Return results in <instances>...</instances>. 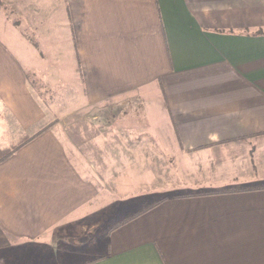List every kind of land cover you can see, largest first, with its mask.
Wrapping results in <instances>:
<instances>
[{"label":"crops","instance_id":"obj_1","mask_svg":"<svg viewBox=\"0 0 264 264\" xmlns=\"http://www.w3.org/2000/svg\"><path fill=\"white\" fill-rule=\"evenodd\" d=\"M21 1L0 0V264H264V190L192 196L264 185V0ZM70 56L89 103L140 92L167 124L92 167L51 120Z\"/></svg>","mask_w":264,"mask_h":264},{"label":"rangeland","instance_id":"obj_2","mask_svg":"<svg viewBox=\"0 0 264 264\" xmlns=\"http://www.w3.org/2000/svg\"><path fill=\"white\" fill-rule=\"evenodd\" d=\"M21 2L23 3V0ZM0 5L2 7L0 9L5 12L7 11V16L11 17L12 15L10 14L12 9L5 7L3 2H0ZM17 20L20 19L13 18V21L16 22ZM69 61V66H66L70 70V86L68 91L72 93H69L68 96L66 95L64 99L61 100L59 106L54 108L57 112H52L51 120L53 124L56 125V130L62 134L68 143L75 145L80 149L81 153H88L89 156L86 155L84 159L87 162L91 161L92 167L97 166L99 162L100 149H103V151L105 148L108 149L109 158L110 153L120 152L121 149H131V147H128L125 140L122 145L112 144L114 142L113 138H133V142L136 143L137 138H149L147 131L137 128L139 125L167 124L164 120L162 110L158 106V102H155L158 99L154 97L151 98L155 103V105H153L154 111H151L150 107L147 106L148 103L140 95V92L129 95L127 99L124 97L111 101L89 103L81 93L75 60L70 56ZM74 70H76L75 73ZM72 77L75 78L74 89L71 84ZM35 87H37L39 93L43 94V90H39V85ZM73 93L75 95L71 99ZM49 95L50 94L44 95V99L48 98L46 100L51 102L52 100ZM68 101L71 102L68 103ZM148 150V146L145 145L143 152H148ZM149 151L151 153V150ZM95 154H97V156H95ZM127 157H131V155ZM154 164L156 166V173H160L159 169L162 168L163 161H155ZM108 165H112L113 167L115 163L108 162ZM151 167L153 166L151 165ZM141 206L140 208H134L133 210L135 212L132 213V215L145 207L144 205ZM124 212L125 214L119 216L115 221H118L122 217H126L127 214L128 216L130 215V210H125Z\"/></svg>","mask_w":264,"mask_h":264},{"label":"trees","instance_id":"obj_3","mask_svg":"<svg viewBox=\"0 0 264 264\" xmlns=\"http://www.w3.org/2000/svg\"><path fill=\"white\" fill-rule=\"evenodd\" d=\"M264 35L263 32H260ZM18 148H15L13 150H10L8 152L2 153V156L0 157V163H2L3 161H5L6 159H8ZM253 190H264V185L263 186H259V187H255V188H249V189H239V190H223V191H219V192H209V193H199V194H194L192 196H209L211 194H229V193H236V192H244V191H253ZM184 197H188V196H179L177 198H184ZM166 199H160L158 201H156L154 204L148 205L142 209H140L137 213L133 214L132 216H130L128 219H126L124 221V224L138 218L139 216L145 214L146 212L152 210L154 207L160 205L161 203H163ZM122 225V224H120ZM120 225H118L117 227H119Z\"/></svg>","mask_w":264,"mask_h":264}]
</instances>
